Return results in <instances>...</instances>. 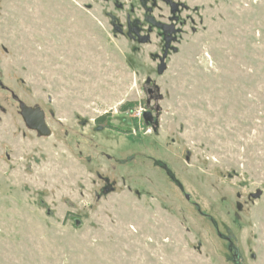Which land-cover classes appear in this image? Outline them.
<instances>
[{"label": "rangeland", "instance_id": "rangeland-1", "mask_svg": "<svg viewBox=\"0 0 264 264\" xmlns=\"http://www.w3.org/2000/svg\"><path fill=\"white\" fill-rule=\"evenodd\" d=\"M189 1L160 74L100 0H0V264H264V0Z\"/></svg>", "mask_w": 264, "mask_h": 264}, {"label": "flooded vegetation", "instance_id": "flooded-vegetation-1", "mask_svg": "<svg viewBox=\"0 0 264 264\" xmlns=\"http://www.w3.org/2000/svg\"><path fill=\"white\" fill-rule=\"evenodd\" d=\"M100 1L103 3L101 12L116 34L126 35L138 44L150 43L154 34L159 35L164 42L163 54L166 50L168 52L175 50L176 47L173 44L184 30L186 18L189 17L188 11H191L189 0ZM146 89L149 94L146 111H151L154 115L153 119L156 120L158 106L153 107L152 100L157 98L160 88L152 79L150 83L146 79Z\"/></svg>", "mask_w": 264, "mask_h": 264}, {"label": "water", "instance_id": "water-1", "mask_svg": "<svg viewBox=\"0 0 264 264\" xmlns=\"http://www.w3.org/2000/svg\"><path fill=\"white\" fill-rule=\"evenodd\" d=\"M145 41V39H144ZM176 50V48H175ZM168 55V50L161 57V62L158 66V72L161 74L167 68L166 58ZM151 77L147 78V82H151ZM0 85L2 88H7L5 84L0 79ZM12 96L17 98L19 103V112L22 116L25 125L28 129L33 130L40 137L50 136L52 134V128L49 126L46 118V112L40 105H29L24 100L20 99L17 94L12 92ZM154 115L151 111L144 112L145 122L152 125L154 130L159 128V120H154ZM263 191L258 189L257 192L253 193V196L258 198L262 195Z\"/></svg>", "mask_w": 264, "mask_h": 264}, {"label": "trees", "instance_id": "trees-1", "mask_svg": "<svg viewBox=\"0 0 264 264\" xmlns=\"http://www.w3.org/2000/svg\"><path fill=\"white\" fill-rule=\"evenodd\" d=\"M130 104H132V103H129V104H126V105H124L123 106V108L125 109V107L127 108H129L131 105ZM127 105H129V106H127ZM224 236V235H223ZM225 238H227L226 236H224ZM227 240L229 241V243H230V250H231V255H232V257H233V260H235L236 262H239L238 260H239V255H238V252L237 251H234V247H233V243H232V241L229 239V238H227Z\"/></svg>", "mask_w": 264, "mask_h": 264}]
</instances>
